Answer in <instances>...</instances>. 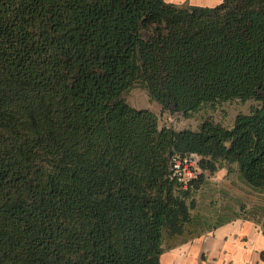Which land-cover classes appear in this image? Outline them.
<instances>
[{
  "label": "trees",
  "instance_id": "16d2710c",
  "mask_svg": "<svg viewBox=\"0 0 264 264\" xmlns=\"http://www.w3.org/2000/svg\"><path fill=\"white\" fill-rule=\"evenodd\" d=\"M137 85L185 117L255 105L177 130ZM192 153L202 173L171 178ZM221 169L264 194V0H0V264H163L244 219L192 213Z\"/></svg>",
  "mask_w": 264,
  "mask_h": 264
},
{
  "label": "rangeland",
  "instance_id": "374dc122",
  "mask_svg": "<svg viewBox=\"0 0 264 264\" xmlns=\"http://www.w3.org/2000/svg\"><path fill=\"white\" fill-rule=\"evenodd\" d=\"M125 98L135 108L153 111L161 125L171 126L177 130H197L204 119H211L225 127H231L238 114H248L255 105L253 101L235 100L220 104L214 111H202L194 116L185 117L165 110L158 102L151 99L147 89L142 85H137L127 92ZM200 173H202L201 167ZM196 198L198 207L192 210V213L208 218L211 225H215L222 217L236 218L238 213H241L244 219L264 216V194L248 187L239 178L237 172L228 174L227 169H221L213 175L207 174V184L201 188ZM204 239L205 237H200L189 242L188 245L166 251L164 253L166 264H202L207 260L201 244Z\"/></svg>",
  "mask_w": 264,
  "mask_h": 264
},
{
  "label": "crops",
  "instance_id": "0c3cea01",
  "mask_svg": "<svg viewBox=\"0 0 264 264\" xmlns=\"http://www.w3.org/2000/svg\"><path fill=\"white\" fill-rule=\"evenodd\" d=\"M166 1L176 5L214 7L223 0ZM262 220L264 217L261 221L236 219L203 235L202 238L205 237V239L201 244L206 252L207 260L202 264H264ZM188 244L189 242L183 245ZM162 261L166 264L164 254Z\"/></svg>",
  "mask_w": 264,
  "mask_h": 264
},
{
  "label": "built area",
  "instance_id": "2783aa9c",
  "mask_svg": "<svg viewBox=\"0 0 264 264\" xmlns=\"http://www.w3.org/2000/svg\"><path fill=\"white\" fill-rule=\"evenodd\" d=\"M201 157L195 153L184 156L174 155L170 163L171 178L187 184L193 178L200 174Z\"/></svg>",
  "mask_w": 264,
  "mask_h": 264
}]
</instances>
